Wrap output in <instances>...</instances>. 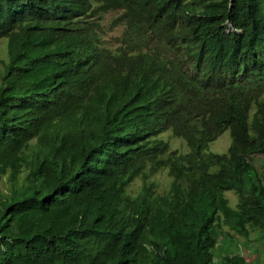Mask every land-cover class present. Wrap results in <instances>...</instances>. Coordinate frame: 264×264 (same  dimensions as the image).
Wrapping results in <instances>:
<instances>
[{
  "label": "trees",
  "instance_id": "obj_1",
  "mask_svg": "<svg viewBox=\"0 0 264 264\" xmlns=\"http://www.w3.org/2000/svg\"><path fill=\"white\" fill-rule=\"evenodd\" d=\"M2 38L0 264H252L226 227L264 241V0H0Z\"/></svg>",
  "mask_w": 264,
  "mask_h": 264
},
{
  "label": "rangeland",
  "instance_id": "obj_2",
  "mask_svg": "<svg viewBox=\"0 0 264 264\" xmlns=\"http://www.w3.org/2000/svg\"><path fill=\"white\" fill-rule=\"evenodd\" d=\"M120 15L119 11H110L104 15V18L100 21L102 28L103 42L106 46L114 48L119 45L118 39L122 35L124 30V25H119L112 27V22L116 17ZM8 60V39L2 38L0 40V85L1 77L4 73V62ZM161 138L167 141L170 144L172 150H176L182 153L188 152L189 148L184 139L176 137L172 132H165L161 134ZM231 135L230 130H226L216 141L210 143L209 150L211 152L223 153L227 152L228 148L231 145ZM256 166L261 175H264V156H257L255 159ZM27 171L25 170L23 174L19 177V184L23 183V180L26 176ZM150 176V175H149ZM153 182L157 191L160 193L166 192L172 182L173 178L169 175L168 169H160L157 173L150 176L138 177L130 186L129 190L133 194H137L142 188L145 182ZM12 181L10 176L3 175L0 176V201L6 197L12 188ZM225 195L230 199L231 205L236 206L238 196L233 191H227ZM226 230L230 233V236L234 241L237 242L238 247L240 248L243 255H245L247 261L252 264H264V241L260 239L257 233L252 234L251 241L235 231L226 227ZM227 247L234 248L235 244L231 241L226 243ZM258 257V258H257Z\"/></svg>",
  "mask_w": 264,
  "mask_h": 264
},
{
  "label": "clouds",
  "instance_id": "obj_3",
  "mask_svg": "<svg viewBox=\"0 0 264 264\" xmlns=\"http://www.w3.org/2000/svg\"><path fill=\"white\" fill-rule=\"evenodd\" d=\"M215 153H217V152H215ZM223 153H225V152H223ZM174 180V179H173ZM133 183V182H132ZM131 183V184H132ZM130 184V185H131ZM129 185V186H130ZM172 185V184H171ZM129 186H128V192L131 194V195H133V196H136L137 194H139V192L137 193V194H133L130 190H129ZM171 187V186H170ZM170 189V188H169ZM169 189L166 191V192H164V193H161V194H165V193H167L168 191H169ZM234 192V191H233ZM226 196V195H225ZM227 197V196H226ZM228 198V197H227ZM237 201H238V199H237ZM232 206V205H231ZM234 207V206H233ZM238 234V233H237ZM234 243H235V246H238V244H237V242L236 241H234Z\"/></svg>",
  "mask_w": 264,
  "mask_h": 264
}]
</instances>
